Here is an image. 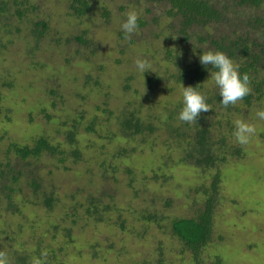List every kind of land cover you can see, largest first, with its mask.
Wrapping results in <instances>:
<instances>
[{"label": "rangeland", "instance_id": "rangeland-1", "mask_svg": "<svg viewBox=\"0 0 264 264\" xmlns=\"http://www.w3.org/2000/svg\"><path fill=\"white\" fill-rule=\"evenodd\" d=\"M89 2L88 11L76 16L68 0H0V251L10 264H32L42 251L46 264H137L158 257L190 263L192 253L172 234L170 220L194 215L207 192L211 230L197 252L199 262L217 255L222 264H264V120L256 115L264 100L253 93L248 102L225 108L217 100L214 71L197 83L212 107L198 119L227 147L223 163L203 169L180 159L191 130L178 119L187 85L174 76L199 48L215 51L209 38L232 34L235 23L258 9L238 6L233 16L235 2L219 0L225 17L188 27L183 40L178 18L167 15L164 2ZM132 10L140 13L139 27L125 39L121 24ZM137 58L152 70L138 71ZM126 109L136 110L153 130L119 129L117 117ZM170 113L182 136L163 128ZM237 119L257 129L247 145L233 135ZM69 128L72 145L65 140ZM39 135L63 152L42 151L26 163L6 152L10 141L30 145ZM71 147L76 157L68 153ZM214 172L219 179L212 192ZM11 173L18 179L9 203L1 184ZM29 176L37 189L27 184Z\"/></svg>", "mask_w": 264, "mask_h": 264}, {"label": "trees", "instance_id": "trees-1", "mask_svg": "<svg viewBox=\"0 0 264 264\" xmlns=\"http://www.w3.org/2000/svg\"><path fill=\"white\" fill-rule=\"evenodd\" d=\"M90 0H68V8L70 12L76 16L83 15L88 11L90 7ZM154 2H164L166 6L167 15H172L178 18V33L179 38L186 39V29L195 24L204 25L211 21H218L225 17V5L220 3L219 0H150ZM232 3V15L237 16V7L246 5L258 9L259 12L247 13L245 18L241 20L242 25L235 23V27L232 29L230 35H219L217 38H209L208 43L213 45L215 51H222L227 56L233 59H238L240 65L239 72L248 73L251 80L252 95L255 94L256 98H262L264 100V0H233ZM3 6L0 5V10H3ZM16 13L21 15V11L17 8ZM263 11V13L261 12ZM259 13H262L259 14ZM239 22V21H238ZM142 23V22H140ZM234 25V23H233ZM254 33V34H253ZM253 34V35H252ZM77 37V36H76ZM79 38V37H77ZM200 40H207L205 36H199ZM82 40V39H81ZM198 57L191 63H183L182 66L174 72L175 79L178 82H182L187 86L196 87L201 85V81L205 78L207 72L217 71L212 66H205L199 62V57L202 54V50L198 49ZM201 53V54H200ZM244 97V101H249V96ZM218 96L216 95V99ZM221 101L220 99H217ZM207 103V99H206ZM121 117L118 118V128L126 134H133L139 132L142 128H146L147 131L153 130L154 125L149 121H142L139 115L134 109H126L121 112ZM169 116V117H168ZM167 117V118H166ZM164 118L163 128H167L169 132H175L178 136H182L184 133L178 131V126L171 122L172 114H168ZM169 119V120H168ZM168 120V121H167ZM184 124L187 127L188 123ZM91 124L87 125V129H90ZM191 130L190 135L183 137L185 139V151L180 157L181 160H187L192 165L204 167L203 169L216 168L219 163L225 161V152L227 151L226 144L224 143L223 137L213 138L210 134V129L207 125L203 124L201 119H198L196 123L188 126ZM185 128H182L183 131ZM65 140L68 144L74 142V129L69 128L65 131ZM225 146V147H224ZM42 151L47 152H63L58 149V145L47 139L43 135L37 136L32 144L18 143L10 141L8 143L6 152H13L19 161H27V157H36ZM72 156L78 155V150L75 147H71L68 151ZM239 148L232 150L233 156H238ZM27 158V159H26ZM64 156H60L59 159L63 160ZM24 161V162H25ZM9 157L7 156L6 165H9ZM26 163V162H25ZM17 175L21 174V171L14 169ZM0 173L3 176L2 170ZM11 173L8 177L2 178V193L7 201L10 203L12 183L18 179V176ZM27 184L32 187L33 190L37 189L39 183L35 177H25ZM218 172H214L211 182L210 189L212 192L215 191L218 182ZM206 193V199L204 206L197 209L196 213L192 216H176L170 220V228L172 234L183 243L193 256L190 263H183L177 261L164 260L161 257L155 258L154 260H142L137 264H203L199 262L197 252L200 247L205 245L210 235L211 230V207H212V195ZM49 195L44 197V204L50 206ZM93 202V201H90ZM93 207H87L88 212ZM148 218V216H145ZM211 259L205 264H222L221 259L217 255H212Z\"/></svg>", "mask_w": 264, "mask_h": 264}, {"label": "clouds", "instance_id": "clouds-1", "mask_svg": "<svg viewBox=\"0 0 264 264\" xmlns=\"http://www.w3.org/2000/svg\"><path fill=\"white\" fill-rule=\"evenodd\" d=\"M140 13L132 10L126 14L125 21L121 24V29L125 33V39H129L132 34L138 31V19ZM176 37H173L175 39ZM199 62L205 66H212L217 71L211 72V79L219 89L222 97L221 103L227 108L229 105H236L244 97L252 93L251 80L248 73L239 72L240 65L235 63L222 51H206L199 57ZM135 65L138 71L145 73L152 70V65L146 60L137 58ZM183 108L179 112L178 119L181 122L194 124L197 122L202 112H208L212 107L206 103V96L199 92L196 87L183 86L182 88ZM257 117L264 120V109L258 110ZM235 131L233 133L236 142L243 146L247 145L256 134L255 125L242 120H235ZM47 251H42L40 258H34L32 264H46ZM0 264H10L7 253L0 251Z\"/></svg>", "mask_w": 264, "mask_h": 264}]
</instances>
